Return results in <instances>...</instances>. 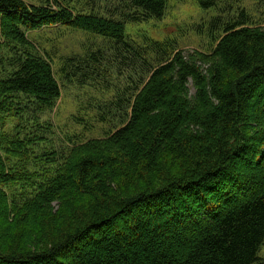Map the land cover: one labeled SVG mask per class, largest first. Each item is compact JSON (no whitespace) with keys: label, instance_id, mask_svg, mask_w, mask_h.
<instances>
[{"label":"trees","instance_id":"16d2710c","mask_svg":"<svg viewBox=\"0 0 264 264\" xmlns=\"http://www.w3.org/2000/svg\"><path fill=\"white\" fill-rule=\"evenodd\" d=\"M118 1L107 13L97 2L0 0V264H260L264 25L242 0H195L220 14L211 49L186 51L127 33L170 0ZM55 28L107 39L68 59L62 81H107L115 58L130 70L95 107L105 124L120 110L127 119L61 155L46 150L41 120L62 87L29 37Z\"/></svg>","mask_w":264,"mask_h":264},{"label":"rangeland","instance_id":"374dc122","mask_svg":"<svg viewBox=\"0 0 264 264\" xmlns=\"http://www.w3.org/2000/svg\"><path fill=\"white\" fill-rule=\"evenodd\" d=\"M32 4H41L46 0H25ZM244 4L253 13L255 19L260 25H264V4L260 0H242ZM79 2H97L103 8V12L111 13L114 8L112 2L118 0H79ZM239 5L241 2H234ZM98 7V6H97ZM99 9V8H98ZM97 9V10H98ZM220 14V11L215 8L205 9L195 0H170L165 15L161 19H150L140 24H127V33L130 38L141 42L143 38L148 37L154 40L174 39L177 41L178 49L183 50H203L211 49L213 26L212 20ZM234 16V13H228ZM228 15V16H229ZM65 28V27H64ZM67 29V28H65ZM29 37L35 41L40 49L49 52L50 60L54 66L56 77L58 78L62 94L57 101L56 107L43 114V122L50 123V130L46 132L43 129L46 139V150L62 154L69 148L72 141H80L92 138H99L110 133L116 127L122 125L127 119V110L116 112V116H112L110 124H105L99 121V113L96 104L101 105L108 99L113 98L115 89L122 87L125 83H129V68L126 64L120 63L119 58L112 60V63H107L103 67L109 76L107 81H103L99 77L96 80L83 81L81 77L72 81L65 77L62 81L60 68L68 66L71 63L68 59L76 56L89 55L90 49L104 46V41H107L103 36L84 30H67L55 28L53 31L42 30L31 32ZM108 52L107 55H110ZM47 56V55H46ZM122 67V68H121ZM121 68L122 73L118 74ZM146 71L141 73V76H146ZM132 74V73H131ZM128 76V78L126 77ZM137 79V76H133ZM109 85V87H106ZM111 107L109 103L108 108ZM130 110V109H129ZM30 115L35 114L31 112ZM121 115H124L121 117ZM44 150V149H43ZM43 160L39 161L42 166L46 163V157L42 156ZM55 165V164H47ZM260 264H264V244L258 253Z\"/></svg>","mask_w":264,"mask_h":264}]
</instances>
